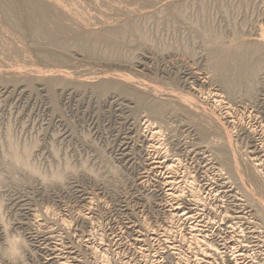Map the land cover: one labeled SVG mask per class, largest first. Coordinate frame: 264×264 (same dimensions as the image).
<instances>
[{"label":"rangeland","instance_id":"rangeland-1","mask_svg":"<svg viewBox=\"0 0 264 264\" xmlns=\"http://www.w3.org/2000/svg\"><path fill=\"white\" fill-rule=\"evenodd\" d=\"M88 1L87 4L86 0H68L67 2H74V4L76 2L77 5L80 4V7L77 5H75L77 7L74 6L76 10L73 9V12L76 11L78 13L74 12L73 14L70 11H72L74 4L71 3L72 6H70V3L66 2L69 5L68 7L64 3L69 10L67 12H70L72 16L75 13L78 14L79 16L74 15V17L78 16L79 20L82 18L81 14L85 13L84 22H81L84 24L80 25V22L77 23L78 25L73 24L72 20H69L70 17L67 18L66 15L63 19L56 17L57 20H60L56 21L59 23H57L60 27L59 31L62 29L61 31L64 34L60 32L54 36L52 34V37L46 31L44 33L43 29H40L41 31L38 29L39 32H37L36 26L35 28L34 26L26 27L23 30L15 29L12 23L4 20L3 13L0 9V44L2 43L0 45V67L2 66V69L0 68L2 70L0 74V198L6 200L8 213L16 221L14 230L22 232L30 243L31 254L28 258L29 264H194V262L195 264H207L208 260H210L209 264H248V262L249 264H264V212L261 210L260 213L258 211L261 209L260 206L258 207L255 200L254 202L248 198L252 196L250 195L251 193H254L253 180L250 178L252 176L251 171L253 168L258 167V161L252 160L251 152L255 149V144L260 138L262 143H264V48L253 41V39L255 40L258 37L256 35L261 30L264 31V0H105V2H103L104 0H90L93 4ZM63 2L65 1L59 3L61 4ZM95 2H97V5L100 4V7ZM109 2H112V6ZM115 4L118 10L115 9ZM93 5L97 6H95L96 9L94 11H92V8H94ZM101 5H103V8ZM109 6L111 7L109 8ZM119 6L122 8L125 7L122 10ZM98 7L102 8V11ZM119 8L121 12H119ZM111 9H115V11L113 12ZM96 10H99L98 13L102 15L100 14V16ZM79 11L81 12L80 14ZM104 11L105 13L107 12V16L103 15ZM86 15L90 18L86 17ZM97 15L100 18H97ZM22 16H20V22H23L22 18L24 16ZM101 17L104 18L101 19ZM98 20L100 22H105L106 20V24L104 22L100 23ZM95 21H98V24ZM87 23H89L88 26L91 24L90 28L88 27L89 29L86 27ZM94 23L96 24L94 25ZM101 24L103 26L105 25V27ZM62 25L70 30L63 29L64 26ZM84 25L85 28H83ZM109 27L111 31L115 29L113 32H117V38L114 44H109L106 40H102L100 37L103 35L99 37L100 40H95V42H83L82 38L78 37L87 32H96L99 36V32L102 34V31L105 28L109 30ZM203 32L219 33L232 37L234 39V46L227 48L208 47L203 40ZM38 34L43 35L40 36ZM6 36L8 39H6ZM54 38L57 39V42H54ZM59 39L62 40V43ZM8 43L9 45L13 43L10 45V49L7 47L9 46L7 45ZM14 43L18 46L16 47ZM61 44H64V46ZM11 46L16 47L15 50L17 51H9V55L7 51L12 50ZM243 49L250 50L246 51L250 59L248 61L249 68H255L254 71L252 70L253 74L250 71V76L237 80V76L235 77V75L240 72L238 70L240 64L237 65L238 62H236L234 55L238 52L236 50L240 52ZM219 55L221 57L224 56L223 59L225 58L229 64L228 66L232 68L230 69L229 67L230 70H227L228 73L226 72L227 75L229 74V76L226 75L228 77H226L228 81L225 80L226 85L219 81L220 71L217 64V56L219 57ZM22 64L21 71L19 68ZM4 65H9V67L10 65L12 67L16 66V69L18 67L17 71L14 68V74H17L16 72L18 71H21V74L18 72L17 75L13 76L10 73V76V74L4 71L6 70ZM75 65L77 66L75 67ZM25 66H29L28 68L30 66L31 68L35 67L37 70L38 68L43 69L42 71L47 70L46 74L43 72L46 76L39 73L43 78L59 77L60 72L63 70H69L67 71L69 73L64 78L65 81L59 82V80L55 79L53 84H50L46 79L40 77L39 79V74L37 73V77H35L34 72H32L34 75H31V72L29 73L30 70L23 72L24 69L26 70ZM10 68L8 69L7 66V72ZM88 69L95 76L87 73L89 71ZM11 70L13 71V68ZM48 71L50 72L48 73ZM76 71L77 73H75ZM111 71L114 73H111ZM118 72L122 75L131 76L132 79L134 78V82L132 81L131 84L126 83L129 84L130 90L127 88L119 90L118 88L111 87L112 89L109 88V91H100V89L97 90L95 88L96 86L94 85L98 84V80L99 82L100 80L103 82V80L105 81L109 78L111 80H114V78L118 79ZM52 73L53 75H51ZM72 73H74V77ZM78 73L80 74L77 75ZM84 73H87V78L89 74V81L87 79L86 82L80 84L79 82L83 81L81 78H86ZM105 74L106 76L108 74V76L106 77ZM81 75L83 76L81 77ZM91 75L92 78L96 77V82H94L95 80L93 81ZM111 76L115 77H112V79ZM31 77L35 78L31 79ZM74 78L76 79L74 80ZM110 79L107 81H110ZM116 79L114 81H117ZM119 80L123 82L120 78L117 82ZM139 80H144V82H148L151 86H158L159 89L163 88L164 91L169 90L189 95L191 98L194 97L196 101L199 98L198 102L201 100L202 103L200 102V104L203 105L204 103L202 106L203 110L201 107H199L201 110L197 108L196 110L200 112L195 111V115L189 114L184 110L182 111L173 103L175 102L174 100H170L171 97L169 96L164 97L168 98V101L173 104L165 101L166 98L162 100L163 95L160 92L157 93L161 98H157V93L154 92L155 95L153 93H151L153 96L150 95L151 91L149 92L148 88H143L142 85H138L140 87L138 90L136 84L137 81L138 83L140 82ZM144 82L142 81L141 83ZM133 86L134 88H132ZM141 88L146 91H140ZM136 89L141 93V102H137L131 93L134 90L136 91ZM199 89L202 93H199ZM209 91L220 93L221 103L218 101L220 104L210 99V95L207 94ZM161 101L168 102L169 104L164 105ZM156 103L162 106L159 114L154 113L158 107V105H155ZM226 105H228L227 108L229 107V114L231 112L230 115L232 117L234 116L233 119L235 122L234 126L232 125L229 128L232 131L230 137H233H231L233 146L235 144V148L233 147V149L234 151H238H235V153L240 160L242 157L245 161L247 160L246 163L243 162L244 160H241L246 165L242 164V162L238 165L240 169L238 173L240 174L234 172V166L226 163V159H224V156L220 152L223 139L220 138L217 145L215 143L210 144L203 141L201 133L197 129L201 121L205 122V117L207 121L209 120L207 118L209 116L212 117L214 112L215 116L222 114L221 111H225L223 108ZM207 112L213 113H209L210 115H208ZM238 118H241L239 119L240 121ZM149 121L160 127L159 132H162L161 134L163 135L160 134V137L155 138L156 144L159 143V145L157 144L158 147L156 146V150L149 147L150 144L146 139L148 138L147 135H149V127L147 125ZM208 122L210 123L211 121ZM209 123L205 122L203 125L205 126ZM212 124L213 122L206 125L208 130L212 127L209 131L216 129ZM247 128H254V132H258L259 135L249 134L246 130ZM217 131L215 135H225L222 130ZM84 133H88L91 137L88 143L82 142L81 137ZM34 139H38L40 142V147L35 153V158L45 168H56L63 159L70 158L77 165L81 161H86L91 170V174L81 172L77 177H70L64 185L55 186L42 185L38 181H32L26 177H20L14 174L4 163V157L10 150L11 144L15 142L17 145L24 147ZM145 139L148 144H146ZM202 141L204 144H201ZM192 143L198 144L196 146L194 144L192 145ZM54 147L60 150L59 155L54 154ZM164 147L168 150L166 151ZM210 149L216 152L215 158L219 159L225 168L229 167L233 170L234 175L232 177L228 179V171L223 166L222 168L220 167L221 169L217 166L219 165V161L214 159ZM161 150L164 151L162 152ZM169 154L172 155L170 156ZM163 155L164 161L172 156L177 157L178 160H182L179 163V167L175 170L177 172L173 173L175 174L174 187L181 186V181L184 180L183 177L186 175L183 172L187 170L185 173L188 171V174L191 173L190 175L193 177L196 186L202 188L203 185L207 188V192L209 193L206 194V197L209 198V203L204 206L205 209L202 208L200 210L198 223L194 222V219L180 220L173 215V207H170L171 205L169 204L171 202L165 194V190L168 188L165 186V180L168 177L166 174L168 173L163 169V165L158 162L163 159H161ZM205 157L211 159L212 162L210 161L208 164ZM148 158L150 160L152 159V161H157L156 165L151 166L149 162L152 161ZM154 166H158L159 168H154ZM202 166L205 167L203 168ZM263 167L264 162L262 164ZM235 175L238 177L236 176L237 178L235 177L234 180L233 177ZM224 176L227 178L225 179ZM211 180L214 182L212 183ZM260 180L259 177V182ZM237 181L239 184H237ZM263 181L264 179L261 180L262 183ZM136 182L138 183L136 184ZM210 185H213L212 188ZM239 185L240 188L245 187L244 190L239 189ZM242 185L244 186L241 187ZM263 185L262 188H264ZM208 186H210V190ZM247 189H250L249 192H247ZM160 190H163V192ZM241 191L250 194L248 197H246L247 194L245 193V196H242ZM88 199L90 200V204H87V202L89 203ZM250 200L253 201L252 204ZM181 204L180 206L182 207L184 204ZM216 205H220L219 208ZM203 210L204 213L202 212ZM44 215L46 220H43L45 219ZM83 215L88 218L85 220L86 223L84 221L85 217H82ZM78 216L80 217L78 218ZM57 219H62L63 222H61L63 224ZM189 220L192 221L191 224L193 223L192 227L196 223L198 224L197 228L200 226L197 229L198 232L193 231L196 235H201L204 232L205 239L213 240L215 247L218 248V251L214 254V256L216 255L215 258L211 255V250L206 249L207 254L212 256H207L208 258H206L204 257V251L199 252L200 248L197 249L196 246L191 245L194 233L189 231L191 226ZM202 220L208 221V223H204ZM58 221L67 229L60 227L61 225ZM64 222L67 223L65 224ZM140 223L143 225V228ZM230 225L231 227H229ZM154 229L156 232L153 231ZM200 229L202 232L199 233ZM233 231H236V233L234 234ZM240 231L243 232L241 233ZM167 232L169 233L167 234ZM172 233L173 236L176 235L174 238ZM222 233L225 234L223 235ZM225 235H228V237ZM50 236H53L52 239ZM190 236L192 237L190 238ZM237 237L242 241L240 239L236 240L235 238ZM108 239L111 240L109 241ZM177 239L180 243L177 242ZM0 240H2V237H0ZM187 240L190 242H187ZM176 243H178L177 246ZM229 243L235 246H230ZM54 245L55 248H53ZM90 247L92 248L90 249ZM178 250L181 252L177 253ZM229 251L236 254L232 255ZM164 252L169 253L167 255ZM244 252L247 254H244ZM171 253L173 256H171ZM227 254L228 256H226ZM200 257L204 258L201 259ZM229 257L233 260H239L234 262ZM214 259L217 260L214 261Z\"/></svg>","mask_w":264,"mask_h":264},{"label":"bare ground","instance_id":"bare-ground-1","mask_svg":"<svg viewBox=\"0 0 264 264\" xmlns=\"http://www.w3.org/2000/svg\"><path fill=\"white\" fill-rule=\"evenodd\" d=\"M62 1H65V2H63V3H59V2H62ZM60 0V1H58L57 2V0L55 1V0H0V9H1V11H2V13H3V17H4V20H6V22H10V23H12L13 25H14V27H15V29L16 28H18V29H21V30H23V28H26V27H33L34 26V28H35V26L37 27V32H39L38 31V29L40 30V29H43L44 30V33H45V31H46V33H49L48 35H52V36H54V35H56L57 33L59 34L60 32H62V34H64L63 33V31H61L62 29H60V31H59V26L57 25V23L58 22H56V21H60V20H57V18L59 17V19L60 18H62L63 19V17H65V15H66V17L68 18V17H70L69 18V20H72V22H73V24L75 23L76 25H78L77 23H79L80 22V25L81 24H84V23H81V22H84V14L82 13L81 14V16H82V20L80 19L79 20V15L78 14H76V13H78V12H76V11H74V12H76L74 15H78L77 17H78V20H77V17H74V15L72 16L71 14H70V12L73 14L74 12H73V9H75V7H77V6H79L80 7V4L79 5H77L76 4V2H75V4H74V2L72 3V2H67L68 0ZM71 1H73V0H71ZM77 1H80V0H77ZM84 1V0H83ZM87 1L88 0H86V3H87ZM90 1V0H89ZM88 1V2H89ZM93 1H95V0H93ZM97 1V0H96ZM103 1V0H102ZM172 1V0H171ZM70 3L69 5L70 6H72L71 5V3L72 4H74L73 5V7H72V11H70V12H67V11H69L68 10V7H69V5H67V3ZM91 2V4H93V2L92 1H90ZM89 2V3H90ZM103 2H105V0L103 1ZM175 2V1H174ZM178 2V1H177ZM64 3H66V5L68 6H66ZM97 2H95V4H96ZM109 3H111V6H112V2H109ZM108 3V4H109ZM171 4H172V2H170ZM88 4V3H87ZM91 4H89V5H91ZM99 4V3H98ZM101 4H102V2H101ZM106 4H107V1H106ZM75 5H77V6H75ZM97 5V4H96ZM96 5H93L94 6V8H92L93 10L92 11H94L96 8H95V6ZM100 5V4H99ZM99 5H97V6H99ZM105 5V4H104ZM65 6V7H64ZM75 6V7H74ZM96 6V7H97ZM103 5H101V7H102ZM111 6H109V8L111 7ZM66 7H67V9H66ZM100 7V6H99ZM98 7V9L100 10L101 9V11H102V8H99ZM105 7V6H104ZM108 7V6H107ZM106 7V8H107ZM113 7H114V3H113ZM116 4H115V9H116ZM120 7V6H119ZM125 7V6H124ZM123 7V8H124ZM109 8H107L108 10H109ZM120 8H122V7H120ZM120 8H119V12H121V10H120ZM123 8H122V10H123ZM80 9V8H79ZM115 9H111L113 12L115 11ZM129 9V8H128ZM70 10H71V7H70ZM76 10V9H75ZM99 10H96V12L98 13V11ZM107 10V11H108ZM116 10H118V8L116 9ZM81 12H83L82 10H80ZM79 11V14L81 13ZM106 11V10H105ZM105 11H104V16L106 15V13H105ZM110 12V11H109ZM116 12H118V11H116ZM123 12V11H122ZM130 12H131V10H130ZM87 14V13H86ZM96 14V13H95ZM99 14V13H98ZM101 14V13H100ZM99 14V15H100ZM116 14V13H115ZM124 14H126V12H124ZM24 17H23V16ZM88 15V14H87ZM86 15V17H89V16H87ZM94 15V14H93ZM92 15V16H93ZM102 15V14H101ZM100 15V16H101ZM117 15V14H116ZM20 16H22L23 18V22H20L21 21V18H20ZM95 16V15H94ZM107 16V15H106ZM56 18V20H54V18ZM97 18H100V17H98V15L96 16ZM109 17H110V15H109ZM128 17V16H127ZM90 18V17H89ZM93 18H95V17H93ZM92 18V19H93ZM102 18H104V17H101V19ZM107 18V17H106ZM111 18V17H110ZM88 19V18H87ZM100 19V20H101ZM91 20V19H90ZM94 20H97V19H94ZM104 20V19H103ZM107 20V19H106ZM106 20H105V22H106ZM132 20V19H131ZM65 21V20H64ZM88 21V20H87ZM99 21V20H98ZM98 21H95V22H97V24H98ZM62 22V21H61ZM60 22V23H61ZM69 22V21H68ZM71 22V21H70ZM90 22V21H89ZM100 22V21H99ZM104 22V21H103ZM102 21L100 22V23H103ZM104 22V23H105ZM123 22V21H122ZM91 23V22H90ZM108 23V22H107ZM128 23V22H127ZM59 24V23H58ZM67 24V23H66ZM88 24L89 23H87V28L89 27L90 28V26H91V24H90V26H88ZM96 23H94V25H95ZM106 24V23H105ZM72 25V24H71ZM85 25H86V21H85ZM85 25H84V27L83 28H85ZM92 25H93V20H92ZM102 25V24H101ZM113 25V24H112ZM119 25V24H118ZM61 26V25H60ZM62 26H64V25H62ZM68 26H69V24H68ZM67 26V27H68ZM83 26V25H82ZM82 26H81V28H82ZM103 26V25H102ZM129 26V25H128ZM70 27V26H69ZM103 27H105V25L103 26ZM64 28H66L65 26L63 27V29ZM88 28V29H89ZM92 28V27H91ZM94 28V27H93ZM113 28V27H112ZM14 29V30H15ZM66 29H68V30H70L69 28H66ZM76 29V28H75ZM95 29V28H94ZM106 29V28H105ZM105 29L102 31V34H101V32H99V36H98V34L95 32V33H90V32H87V33H84L82 36H78V37H81L82 38V40H83V42H90V41H94L95 42V40H100V38H102V40H106L107 41V43H111V44H114L115 43V41H116V33L115 32H113V31H111V28L109 27V30H107L106 29V31H105ZM80 30V29H79ZM83 30V29H82ZM131 30V29H130ZM129 30V31H130ZM134 30V29H133ZM35 31V32H36ZM41 31V30H40ZM72 31V30H71ZM76 31V30H75ZM96 31V30H95ZM136 31V30H135ZM20 32V31H19ZM93 32V31H92ZM104 32H106L105 34H103ZM260 32V31H259ZM43 33V32H42ZM82 33V32H81ZM80 33V34H81ZM2 35V34H1ZM38 35H40V36H42L41 34H38ZM45 35V34H44ZM77 35H79V34H77ZM101 35H103V36H101ZM121 35V34H120ZM123 35V34H122ZM5 36V35H4ZM11 36V35H10ZM51 36V37H52ZM101 36V37H100ZM256 36H258L255 40L253 39V41H255L254 43H256L257 45H261V46H263V48H264V31H262L261 30V32L258 34V35H256ZM63 37H64V35H63ZM100 37V38H99ZM119 37V36H118ZM13 38V37H12ZM80 38V39H81ZM6 39H8V37L6 36ZM9 39H11V38H9ZM55 40H54V42H57V39L56 38H54ZM63 39V38H62ZM79 39V38H78ZM5 40V39H4ZM3 40V41H4ZM60 40V39H59ZM64 40H66V39H64ZM1 41H2V39H1ZM8 41H10V40H8ZM12 41V40H11ZM14 41H15V38H14ZM81 41V40H80ZM253 41H252V43H253ZM60 42L62 43V40H60ZM6 43V42H5ZM11 43V42H10ZM18 43V42H17ZM59 43V42H58ZM64 43H66V41H64ZM251 43V44H252ZM4 44V43H3ZM13 44V43H12ZM12 44H10V45H12ZM19 44V43H18ZM0 45H2V43L0 44ZM7 45H9V43L7 44ZM10 45L9 46H7L8 47V49H10ZM14 45H16L15 43H14ZM13 45V46H14ZM56 45V44H55ZM61 45H63L64 46V44H61ZM18 45H16V47H17ZM236 46V45H235ZM6 47V46H5ZM15 47V48H16ZM233 47V46H232ZM240 47V46H239ZM2 48H4V46H2ZM15 48L14 47H12L11 46V49L12 50H6L7 52H8V54L10 55V53H9V51L10 52H12L13 50L14 51H17V50H15ZM19 48V47H18ZM17 48V49H18ZM60 48V47H59ZM241 48V47H240ZM257 48V47H256ZM1 49V48H0ZM7 49V48H6ZM19 49H21V48H19ZM18 49V50H19ZM239 49V48H238ZM242 49V48H241ZM59 50V49H58ZM229 50V49H228ZM2 51V50H1ZM4 51H5V49H4ZM3 51V52H4ZM21 51V50H20ZM19 51V52H20ZM231 51V50H230ZM236 51H238L235 55H234V58L236 59V62H238L237 63V65H239L240 64V69L238 68V70H240V72L239 73H235L236 75H235V77L237 78V80L238 79H243V78H247L248 76H250L251 75V73L253 74V71H254V68L253 69H251V67L249 68V64H248V61L250 60L248 57V53H246V51H250V50H245V49H243V50H240V52H239V50H236ZM6 52V53H7ZM22 54H23V52H22ZM48 54V53H47ZM221 54V53H220ZM49 55V54H48ZM47 55V56H48ZM52 55V54H51ZM56 55H58V54H56ZM218 55V54H217ZM222 55V54H221ZM224 55H225V53H224ZM232 55V56H233ZM7 56V55H6ZM11 56H12V54H11ZM17 56V55H16ZM45 56V55H44ZM228 56V55H227ZM223 57L224 56H220L219 55V57L217 56V64H218V68H219V71H220V75H219V81H220V83H223L224 85H226L225 84V80H227V76H229V74L227 75V73H228V71L227 70H230V69H232L230 66H228L229 64L227 63V61L225 60V58L223 59ZM9 58H10V56H9ZM8 58V59H9ZM48 58V57H47ZM15 59V58H14ZM16 59H17V57H16ZM21 60H24V59H21ZM26 60V59H25ZM5 62V61H4ZM8 63V62H7ZM10 63V62H9ZM16 63H17V61H16ZM23 63V62H22ZM11 64H12V62H11ZM26 65H27V63H25ZM76 64V63H75ZM3 65V64H2ZM72 65V64H71ZM74 65V64H73ZM5 66V65H4ZM7 66H8V69L10 68V67H12V65H10V67H9V65H6L5 66V69L6 70H4V71H6V73H8V74H10V73H12V75L13 76H15V75H17L18 74V72L21 74V68H22V66H23V64L21 65V67L19 68L21 71H18V72H16L17 74H14L15 73V67L16 66H14V67H12L13 68V71L11 70L12 68H10V70L7 72ZM77 65H75V67H76ZM2 67V66H1ZM0 67V68H1ZM26 67V70L24 69V71L23 72H26L27 70H30L29 71V73L31 74V75H34L35 74V77H37L36 76V73L37 74H39V73H41V74H46L47 73V70H45V71H42L43 69H39L38 68V70H37V68H35V67H33V68H35V69H33V68H31V66H30V68H28L29 66H25ZM229 67H230V69H229ZM15 68V69H14ZM91 68V67H90ZM99 68V67H98ZM2 69V68H1ZM0 69V70H1ZM3 69H4V67H3ZM18 70V67H17V69H16V71ZM56 70V69H55ZM55 70H53V71H55ZM80 70V69H79ZM86 70H87V68H86ZM85 70V71H86ZM89 70V69H88ZM105 70V69H104ZM237 70V69H236ZM253 70V71H252ZM3 71V72H4ZM52 71V70H51ZM63 71H65V72H63ZM63 71H61L60 72V75L59 74H56V75H59V77L57 76H53V78L52 77H50V78H52V79H50L49 77H47V78H43V77H41L42 75H38V78L40 77V78H42V79H46V81H48V83H50V84H53V81H55V79H57V80H59V82L60 81H65V77H67L68 75V73H67V71H69V70H63ZM82 71V70H81ZM80 71V72H81ZM84 71V70H83ZM90 71V70H89ZM87 72V73H90V74H93V73H91V71L90 72ZM97 71V70H96ZM114 71V70H113ZM113 71H111V73H114ZM250 71H251V73H250ZM22 72V73H23ZM28 72V71H27ZM32 72H34V74H32ZM44 72V73H43ZM50 71H48V73H49ZM57 72H58V70H57ZM100 72H102V71H100ZM109 72V71H108ZM116 72V71H115ZM227 72V73H226ZM2 73V70H1V72H0V74ZM5 73V74H6ZM55 73V72H54ZM59 73V72H58ZM75 73H77V71L75 72ZM87 73H84V76L87 74ZM97 73V72H96ZM110 73V74H111ZM119 73V72H118ZM44 74V75H45ZM71 74V73H70ZM74 73H72V75H73ZM80 73H78L77 75H79ZM99 74V73H98ZM191 74V73H190ZM4 75V74H3ZM2 75V76H3ZM30 75V76H31ZM43 75V76H44ZM51 75H53V73L51 74ZM94 75V74H93ZM97 75V74H96ZM227 75V76H226ZM4 76H6V75H4ZM9 76V75H8ZM10 76H11V74H10ZM20 76V75H19ZM26 76H28V75H26ZM46 76V75H45ZM47 76H48V74H47ZM83 75H81V77H82ZM95 76V75H94ZM98 76V75H97ZM100 76V75H99ZM104 76V75H103ZM105 76H106V74H105ZM107 76H108V74H107ZM106 76V77H107ZM110 76V75H109ZM116 76V75H115ZM114 76V77H115ZM117 76L121 79V80H123V82L122 81H120L119 80V82H117L118 81V79H116V78H114L113 76H111V78L113 77L114 78V80L116 79L117 81H114V80H111L109 77V79H110V81H107V80H109V79H107V80H103V82H101V80H100V82H99V80H98V84H96V85H94V86H96L95 88H97V90H99L100 89V91L102 90V91H109L108 89L109 88H118L119 90H124L125 88H127L128 90H130L129 89V87L130 86H128L129 84H126V83H130L131 84V82L133 81L134 82V78L132 79V77L131 76H128V75H122V74H117ZM195 76V75H194ZM232 76V75H231ZM35 77H31V79H34ZM73 77H74V75H73ZM75 77H77V76H75ZM80 77V76H79ZM80 77V78H81ZM227 77V78H226ZM1 78V77H0ZM39 78V79H40ZM91 78H92V75H91ZM96 78V77H95ZM95 78H92L93 79V81L95 80ZM98 78V77H97ZM112 78V79H113ZM16 79V78H15ZM26 79V78H25ZM38 79V80H39ZM67 79V78H66ZM76 78H74V80H75ZM83 81H78L79 80V78H78V82L80 83V84H82V82H86L87 81V79H88V81H89V74H88V78H87V75H86V78H81ZM91 79V80H92ZM101 79H103V78H101ZM104 79H105V77H104ZM132 79V80H131ZM136 79V78H135ZM140 79V78H139ZM196 79H197V77H196ZM36 80V79H35ZM90 80V81H91ZM97 80V79H96ZM96 80L94 81V82H96ZM125 80V81H124ZM69 82H70V80H68ZM67 81V82H68ZM92 81V82H93ZM140 81V80H139ZM143 82H144V80H142ZM142 81H140L139 83H138V81H137V84H136V87H137V89L139 90V88L140 87H138V85L139 86H143V88L144 87H146V89L148 88V90H149V92H150V95H152L153 96V94H154V92L155 93H159L160 92V94H162L163 95V97H162V100H164L163 98H166V97H171V99L170 100H174L175 102H173V103H175V105H177L178 107H179V109L180 110H184V111H187V113H189V114H192V115H195L194 114V112L196 111H199V110H196L197 108L198 109H200L201 110V108H202V106L204 105V103H203V105L202 104H200V102H201V100L198 102V99H197V97H196V99H197V101L194 99V97H192L191 98V96L189 97V95H186V94H181V93H177V92H172V91H169V90H166V91H164V89L163 88H160L159 89V87L157 86H151V84H148V82L146 83V81L144 82V83H141ZM228 81V80H227ZM66 82V83H67ZM92 82H90V83H92ZM94 82H93V84H94ZM136 82V81H135ZM100 83V84H99ZM222 84V85H223ZM133 85V84H132ZM135 85V84H134ZM111 88V89H112ZM132 88H134V86L132 87ZM110 89V90H111ZM137 89H136V91L134 90V91H132L131 93H132V95L134 96V98H135V100L138 102H141V93L140 92H138L137 91ZM163 89V90H162ZM194 89V88H193ZM144 91V89H142L141 88V90L140 91ZM142 91V92H143ZM146 91V90H145ZM144 91V92H145ZM199 91V93H202V91L200 92V89L198 90ZM151 93H153V94H151ZM158 93L156 94V96L158 95ZM148 94V93H147ZM207 94H209L210 95V99H212L214 102H217L218 104H220L221 103V101H220V93L218 94V93H216V92H214V91H209ZM149 95V94H148ZM155 95V94H154ZM199 95V94H198ZM151 96V97H152ZM164 96H166V97H164ZM155 97V96H154ZM153 97V98H154ZM202 97H203V95H202ZM157 98H161V96L160 95H158L157 96ZM206 99V98H205ZM155 100V99H154ZM160 100V99H159ZM169 99L168 98H166L165 99V101H168ZM223 100V99H222ZM220 103H219V102ZM162 102V101H161ZM169 102V101H168ZM168 102H162L164 105H168L169 103ZM155 103V102H154ZM173 103H170V104H173ZM202 103V102H201ZM229 104V103H228ZM155 105H158V107L156 108V111L154 112V113H156V114H159L160 112H161V110L162 109H160V108H162V106L160 105V104H155ZM217 105V104H216ZM259 105V104H258ZM221 106H223L222 104H221ZM227 106L228 105H226V107H224L223 108V110H225V111H221V113L222 114H217L216 116L214 115L215 114V112L213 113V112H209V113H213L212 114V117H208L207 119H209V120H207L206 121V117H205V122H207V123H209L208 121H211L210 123H212L213 122V127L214 128H216L217 130H222L224 133H225V135L224 136H217V135H215V132L217 131L216 129V131L214 130V128H213V130L215 131H209L208 130V127H206V125H209V124H206L205 126L203 125V123H205V122H202L201 121V123H200V125L198 126V131H200V133H201V137H202V139H203V141H205V142H208V143H210V144H213V143H215L216 145H217V143L219 142V140H220V138L221 139H223L222 140V146H220V152H221V154L224 156V159H226V163H229V164H231L232 166H234V172L235 173H238V171L240 170L239 168H238V165H240V163L242 162L241 160H244L243 162H245L246 163V161H245V159H242L241 158V160H240V158L236 155V153H235V151L236 152H238L237 150H235L234 151V149H233V147L235 146V144H234V146H233V142L231 141V137H230V133L232 132L231 130H229V128L233 125L234 126V124H235V122H234V116L232 117L230 114H231V112H230V114H229V110H228V108H227ZM156 107V106H155ZM199 107H201V108H199ZM195 108V109H194ZM194 109V110H193ZM209 109V108H208ZM215 109V108H214ZM222 109V108H221ZM220 109V110H221ZM254 109V108H253ZM154 110H155V108H154ZM202 110H203V108H202ZM219 110V111H220ZM231 111V110H230ZM200 112V111H199ZM198 112V113H199ZM259 112V111H258ZM203 113H205V112H203ZM208 113V112H207ZM208 113V115H210ZM201 114V113H200ZM203 115H206V114H203ZM207 115V116H208ZM235 115V114H234ZM248 116V115H247ZM259 116V115H258ZM204 117V116H203ZM239 119H241V118H238V120ZM240 121V120H239ZM237 123V122H236ZM240 123V122H239ZM238 123V124H239ZM258 123V122H257ZM242 124V123H241ZM148 127H149V135H147L148 136V138H146L147 140H148V143L150 144L149 145V147H151L152 149H155L156 150V148L158 147V145H159V143H157L156 144V141H155V138L157 139V137L162 133H160L159 132V128L160 127H158L157 125H155V124H152V122L150 123V121L148 122ZM147 125H146V127H147ZM262 125V124H261ZM260 125V126H261ZM147 127V128H148ZM241 128H243V127H241ZM260 128V127H259ZM263 128V127H262ZM254 128H247L246 130L249 132V134H251V135H253V134H257V135H259L258 134V132H254V130H253ZM258 130V129H257ZM230 131V132H229ZM241 131V130H240ZM262 131V130H261ZM211 132V133H210ZM213 132V133H212ZM218 132V131H217ZM217 132H216V134H217ZM147 133V132H146ZM218 133H220V132H218ZM162 135V134H161ZM236 135V134H235ZM163 136V135H162ZM245 136V135H244ZM160 137V136H159ZM233 138V137H232ZM246 138V137H245ZM146 139H145V141H146ZM263 139V138H262ZM159 140V139H158ZM258 140H259V138H258ZM202 141V143L201 144H204V142ZM161 142V141H160ZM250 142H251V140H250ZM147 143V141H146V144H148ZM199 143V142H198ZM197 143V144H198ZM256 143V142H255ZM161 144V143H160ZM194 143H192V145H193ZM197 144H194V145H196L197 146ZM132 145V144H131ZM252 145V144H251ZM256 146H255V149L251 152V156L253 157L252 158V160H255V161H258V164H257V166L258 167H255V168H253V170L251 171V179L253 180V188H254V193L252 194H250V193H246L245 191H244V193L245 194H247V196L246 197H248L249 196V194L250 195H252V196H250V197H248V198H250L251 200H255L254 202L255 203H257L258 204V207L260 206V208L261 209H259L258 210V208H257V210L258 211H260V213H261V210L264 212V188H262V184H264V181H263V183L261 182V180L262 179H264V167L262 168V164H263V162H264V143H262V141H261V138H260V140L259 141H257V143L255 144ZM157 146V147H156ZM169 146V145H168ZM203 146V145H202ZM247 146V145H246ZM161 147H162V144H161ZM192 147V146H191ZM199 147V146H198ZM134 148V147H133ZM160 148V147H159ZM209 148V147H208ZM235 148V147H234ZM148 149V148H147ZM161 149V148H160ZM164 149H165V147H164ZM154 150V151H155ZM158 150V149H157ZM166 150V149H165ZM168 150V149H167ZM166 150V151H167ZM211 150V149H210ZM147 151V150H146ZM150 151H152V150H150ZM162 152L164 151V150H161ZM170 151V150H169ZM191 151V150H190ZM194 151V150H193ZM159 152V151H158ZM181 152V151H180ZM211 152V155L214 157V159L217 161H219V159H216L215 158V153L216 152H214V151H210ZM213 152V153H212ZM148 153L150 154V152L148 151ZM154 153V152H153ZM152 153V154H153ZM166 153V152H165ZM187 153V152H186ZM208 153V152H207ZM246 153V152H245ZM155 154V153H154ZM168 154V153H167ZM195 155H196V153H194ZM198 154V153H197ZM201 154V153H200ZM238 154H240V153H238ZM242 154V153H241ZM148 155V154H147ZM159 155V154H158ZM170 155V154H169ZM172 155V154H171ZM170 155V156H171ZM186 155V154H185ZM192 155V154H191ZM194 155V156H195ZM210 155V154H209ZM155 156V155H154ZM203 156V155H202ZM206 156V155H205ZM211 156V157H212ZM241 156V155H240ZM250 156V157H251ZM150 157V156H149ZM164 157V155L161 157V159ZM168 157V156H167ZM167 157H165V158H167ZM208 157H210V156H208ZM150 158H152V157H150ZM156 158H157V156H156ZM160 158V157H159ZM158 158V159H159ZM181 158V157H180ZM202 158V157H201ZM127 159V158H126ZM149 159V158H148ZM160 159V160H161ZM204 159V158H203ZM247 159V158H246ZM150 160V159H149ZM163 160V161H162ZM161 161H158V162H160L162 165H163V169L168 173V174H166L167 176H165V177H167L166 178V180H165V186L166 187H168L167 188V190H165L166 192H165V194L169 197V200H170V202H171V204H169V205H171L170 207L172 208V210H173V215H175L177 218H179L180 220H186V219H194L195 221L194 222H199V213H200V210H202V208H204V206H206L209 202H208V197H206V194H208L209 192H207V188L206 187H204L203 185H202V188H199L198 186H196L195 185V182H194V179H193V177L190 175L191 173H189L188 174V172L187 173H185L187 170H185L183 173L184 174H186L183 178H184V180H182L181 181V186H178L177 188L176 187H174L173 185H174V183H175V174H173L174 172H175V170L177 169V167H179V163H181L180 161H182V160H178V158L177 157H174V156H172V157H169V159H166L165 161H164V158L162 159ZM205 160H207V163L208 162H210L211 161V159H209V158H206L205 157ZM213 160V159H212ZM150 161H152V159L150 160ZM194 161V160H193ZM212 162V161H211ZM242 162V164H244V165H246L245 163H243ZM150 163V165L151 166H153V165H156V163H157V161H152V162H149ZM215 163V162H214ZM209 164V163H208ZM146 165V164H145ZM149 165V166H150ZM159 165V164H158ZM182 165V164H181ZM185 165V164H184ZM243 165V166H244ZM252 165V164H251ZM148 166V167H149ZM150 166V167H151ZM160 166V165H159ZM186 166V165H185ZM217 166H219V168L221 167L222 168V163L219 161V165H217ZM242 166V165H241ZM261 166V167H260ZM150 167H149V169H150ZM158 166H154V168H157ZM161 167V166H160ZM188 168H189V166H187ZM203 167V166H202ZM205 167V166H204ZM203 167V168H204ZM208 167V166H207ZM260 167V168H259ZM153 168V167H152ZM159 168V167H158ZM187 168V169H188ZM201 168V167H200ZM220 168V169H221ZM223 168L226 170V171H228L227 173H229V176H228V179H229V177H232L233 175H234V173H233V170L231 169V168H225L224 166H223ZM244 168H245V166H244ZM206 169V168H205ZM208 170H209V168H207ZM211 169V168H210ZM219 169V170H220ZM153 170V169H152ZM180 170V169H179ZM194 170V169H193ZM192 170V171H193ZM201 170V169H200ZM224 170V171H225ZM150 171V170H149ZM156 171V170H155ZM159 171V170H158ZM182 171V170H181ZM205 171V170H204ZM215 171V170H214ZM217 171V170H216ZM223 171V172H224ZM177 172V171H176ZM175 172V173H176ZM179 172V171H178ZM193 172H195V171H193ZM207 172V171H206ZM219 172H221V171H219ZM163 173V172H162ZM165 173V172H164ZM181 173V172H180ZM196 173V172H195ZM199 173V172H198ZM201 174V173H200ZM207 174V173H206ZM216 175H217V173H215ZM238 174H240V173H238ZM170 175V176H169ZM181 175V174H180ZM179 175V176H180ZM220 175V174H219ZM222 175V174H221ZM249 175H250V173H249ZM177 176V175H176ZM194 176V175H193ZM203 176H204V174H203ZM227 176V175H226ZM226 176H224L225 177V179L227 178ZM237 175H235L234 177H233V179L236 177ZM199 177V176H198ZM197 177V178H198ZM238 177V176H237ZM236 177V178H237ZM259 177H260V182H259ZM164 178V177H163ZM162 178V179H163ZM179 178H181V177H179ZM195 178V177H194ZM200 178V177H199ZM215 178V177H214ZM218 178H219V176H218ZM249 178V177H248ZM162 179H160V181H162ZM177 179V178H176ZM201 179V178H200ZM203 179V178H202ZM206 179V178H205ZM204 179V180H205ZM196 180H198V179H196ZM216 180V179H215ZM235 180V179H234ZM159 181V182H160ZM199 181V180H198ZM221 181V180H220ZM233 181V180H232ZM176 182H177V180H176ZM197 182V181H196ZM200 182V181H199ZM198 182V183H199ZM202 182V181H201ZM204 182V181H203ZM211 182H212V180H211ZM214 182V181H213ZM212 182V183H213ZM217 182V181H216ZM222 182H223V180H222ZM227 182V181H226ZM229 182V181H228ZM233 182H236V181H233ZM138 182H136V184H137ZM157 183V182H156ZM205 183V182H204ZM225 183V182H224ZM229 183H231V182H229ZM243 183H245V182H243ZM250 183H251V181H250ZM262 183V184H261ZM162 184H164V182H162ZM202 184V183H201ZM217 184V183H216ZM220 184V183H219ZM223 184V183H222ZM234 184V183H233ZM236 184V183H235ZM237 184H239L238 183V181H237ZM252 184V183H251ZM160 185V184H159ZM177 185H179V184H177ZM205 185H207V184H205ZM221 185V184H220ZM247 185V184H246ZM176 186V185H175ZM211 186V188H212V186L213 185H210ZM210 186H208L209 187V190H210ZM221 186H223V185H221ZM244 185H242L241 187H243ZM248 186V185H247ZM264 186V185H263ZM231 187V186H230ZM160 188V187H159ZM236 188H238L237 186H236ZM244 188L245 187H243V188H240V185H239V189H241V190H244ZM252 188V187H251ZM166 189V188H165ZM226 189V188H225ZM151 190V189H150ZM158 190V189H157ZM213 190V189H212ZM230 190V189H229ZM250 190V189H249ZM249 190L247 189V192H249ZM160 191H162L163 192V190H160ZM227 191H228V189H227ZM252 191V190H251ZM250 191V192H251ZM159 192V191H158ZM223 192V191H222ZM225 192V191H224ZM243 192L241 191V195L242 196H245V194L243 193ZM214 194V193H213ZM149 195V194H148ZM165 195V196H166ZM215 195V194H214ZM229 195V194H228ZM213 196V195H212ZM84 197V196H83ZM139 197V196H138ZM162 197V196H161ZM147 198V197H146ZM163 198H164V196H163ZM214 198V197H213ZM231 198V197H230ZM236 198V197H235ZM245 198V197H244ZM247 198V199H248ZM91 199V198H90ZM145 199V198H144ZM165 199H167V198H165ZM212 199V198H211ZM210 199V200H211ZM218 199V198H217ZM241 199V198H240ZM141 200V199H140ZM164 200V199H163ZM249 200V199H248ZM250 200V201H251ZM88 201H89V203L87 202V204H90V200L88 199ZM247 201V200H246ZM253 201H251V204H252V202ZM165 202V201H164ZM213 202V201H212ZM169 203V202H168ZM184 204V205H182V204ZM246 203V202H245ZM85 204V203H84ZM87 204H85V205H87ZM102 204V203H101ZM151 204V203H150ZM162 204H164V203H162ZM180 204L182 205V207L180 206ZM210 204H211V202H210ZM217 205H218V203H216ZM220 204V203H219ZM241 204V203H240ZM250 204V205H251ZM26 205V204H25ZM164 205H166V204H164ZM216 205V206H217ZM242 205V204H241ZM256 205V204H255ZM89 206V205H88ZM103 206V205H102ZM210 206V205H209ZM212 206V205H211ZM215 206V205H214ZM220 206V205H219ZM219 206H217L218 208H219ZM244 206V205H243ZM252 206V205H251ZM86 208V207H85ZM91 208H92V206H91ZM210 208V207H209ZM213 208V207H212ZM211 208V209H212ZM241 208V207H240ZM254 208V207H253ZM90 209V208H89ZM165 209H166V207H165ZM205 209V208H204ZM210 209V210H211ZM231 209V208H230ZM37 210V209H36ZM85 210V209H84ZM168 210V209H167ZM219 210V209H218ZM237 210V209H236ZM79 211V210H78ZM132 211V210H131ZM215 211H217V210H215ZM215 211H211V212H215ZM227 211V210H226ZM38 212H39V210H38ZM37 212V213H38ZM73 212V211H72ZM82 212V211H81ZM156 212V211H155ZM171 212V211H170ZM203 213H204V210L202 211ZM206 212V211H205ZM42 213V212H41ZM131 213V212H130ZM169 213V212H168ZM227 213V212H226ZM81 214V213H80ZM83 214H86V213H83ZM157 214V213H156ZM216 214V213H215ZM263 214V213H262ZM147 215V214H146ZM149 215V214H148ZM169 215V214H168ZM172 215V214H171ZM170 215V216H171ZM202 215V214H201ZM228 215V214H227ZM242 215V214H241ZM241 215H239V216H241ZM261 215V214H260ZM264 215V214H263ZM34 216V215H33ZM76 216V215H75ZM167 216V215H166ZM204 216V215H203ZM222 216V215H221ZM239 216H237V217H239ZM259 216V215H258ZM46 217H48L47 215H46ZM54 217V216H53ZM70 217V216H69ZM80 216H78V218H79ZM82 217H85L84 215L82 216ZM148 217V216H147ZM205 217V216H204ZM233 217H235V216H233ZM236 217V218H237ZM246 217V216H245ZM37 218V217H36ZM44 218H45V215H44ZM57 218V217H56ZM55 218V219H56ZM60 218V217H59ZM75 218V217H74ZM86 218L87 217H85V219H84V221L86 220ZM90 218V217H89ZM135 218H137L136 216H135ZM166 218V217H165ZM174 218V217H173ZM214 218V217H213ZM223 218V217H222ZM254 218V217H253ZM258 218V217H257ZM263 218H264V216H263ZM63 219V218H62ZM62 219L61 220H59V219H57V220H59L60 222L62 221ZM88 219V218H87ZM169 219H170V217H169ZM168 219V220H169ZM176 219V218H175ZM201 219H202V217H201ZM207 219V218H206ZM211 219V218H210ZM244 219V218H243ZM43 220H46V218L45 219H43ZM56 220V221H57ZM64 220V219H63ZM145 220V219H144ZM213 220V219H212ZM249 220V219H248ZM259 220V219H258ZM54 221V220H53ZM58 221V222H59ZM64 221H66V220H64ZM81 221V220H80ZM87 221H89V220H87ZM140 221V220H139ZM146 221V220H145ZM157 221V220H156ZM173 221V220H172ZM176 221V220H175ZM178 221V220H177ZM188 221V220H187ZM190 221V220H189ZM202 221H204V220H202ZM217 221V220H216ZM246 221V220H245ZM27 222V221H26ZM47 222V221H46ZM59 222V223H60ZM63 222V221H62ZM61 222V223H62ZM69 222V221H68ZM91 222V221H90ZM131 222V221H130ZM144 222V221H143ZM148 222V221H147ZM168 223H169V221H167ZM167 222H166V224H167ZM191 222L192 221H190V224H191ZM206 221H204V223H205ZM61 223H60V225H61ZM65 224L67 223V222H64ZM77 223V222H76ZM81 223V222H80ZM85 223H86V221H85ZM182 223V222H181ZM185 223H187V222H185ZM196 223V225H194L193 227H192V224H191V226H190V232H196L197 231V229L200 227H198L197 228V226H198V224ZM200 223H202V222H200ZM206 223H208V221L206 222ZM210 223H211V221H210ZM229 223H230V221H229ZM249 223H250V221H249ZM264 223V222H263ZM30 224V223H29ZM46 224V223H45ZM52 224H53V222H52ZM63 224V223H62ZM69 224V223H68ZM67 224V225H68ZM129 224V223H128ZM132 224V223H131ZM143 224V223H142ZM148 224V223H147ZM184 224V223H183ZM214 224V223H213ZM257 224V223H256ZM59 225V224H58ZM70 225V224H69ZM140 225H141V223H140ZM160 225V224H159ZM122 226V225H121ZM125 226H127V225H125ZM133 226V225H132ZM142 226V228H143V225H141ZM151 226V225H150ZM166 226V225H165ZM171 226H172V224H171ZM184 226V225H183ZM203 226V225H202ZM201 226V227H202ZM206 226V225H205ZM204 226V227H205ZM209 226V225H208ZM222 226V225H221ZM236 226V225H235ZM254 226H255V224H254ZM256 226H259V225H256ZM31 227V226H30ZM60 227H64V226H60ZM68 227V226H67ZM117 227V226H116ZM144 227H146V226H144ZM148 227H149V224H148ZM168 227V226H167ZM170 227V226H169ZM179 227V226H178ZM186 227V226H185ZM214 227V226H213ZM212 227V228H213ZM216 227V226H215ZM229 227H231V225L229 226ZM228 227V228H229ZM237 227H239V226H237ZM64 228H66V227H64ZM140 228V227H139ZM155 228V227H154ZM221 228V227H220ZM233 228V227H232ZM67 229V228H66ZM69 229V228H68ZM137 229V228H136ZM148 229H150V228H148ZM147 229V230H148ZM164 229V228H163ZM165 229H166V227H165ZM180 229H181V227H180ZM179 229V230H180ZM188 229V228H187ZM204 229H206V228H204ZM226 229V228H225ZM235 229H236V227H235ZM238 229V228H237ZM240 229V228H239ZM83 230V229H82ZM138 230V229H137ZM147 230H145V231H147ZM152 230V229H151ZM157 230V229H156ZM160 230H161V228H160ZM167 231H168V229H166ZM170 230V229H169ZM203 230V229H202ZM214 230V229H213ZM230 230H233V229H230ZM53 231V230H52ZM118 231V230H117ZM153 231H155V229L153 230ZM164 231V230H163ZM172 231V230H171ZM205 231V230H204ZM209 231V230H208ZM212 231V230H211ZM210 231V232H211ZM238 231V230H237ZM86 232V231H85ZM131 232V231H130ZM141 232V231H140ZM139 232V233H140ZM156 232V231H155ZM162 232V231H161ZM186 232V231H185ZM189 232V233H190ZM193 232V233H194ZM198 232V231H197ZM200 232H202L201 231V229L199 230V233ZM209 232V233H210ZM214 232V231H213ZM227 232V231H226ZM228 232H229V230H228ZM239 232V231H238ZM241 232V231H240ZM243 232V231H242ZM241 232V233H242ZM255 232V231H254ZM64 233V232H63ZM151 233V232H150ZM158 233V232H157ZM169 232H167V234H168ZM171 233V232H170ZM178 233V232H177ZM177 233H175V234H177ZM184 233V232H183ZM189 233H187L188 235H189ZM204 233V232H203ZM202 233V234H203ZM208 233V234H209ZM233 233L235 234L236 233V231L234 232L233 231ZM67 234V233H66ZM112 234V233H111ZM141 234V233H140ZM174 234V235H175ZM181 234V233H180ZM180 234H178L180 237H181V235ZM191 234V233H190ZM198 234V233H197ZM196 235V233H194V236L192 237V236H190V238L192 237V240H191V245L193 244L194 245V247L196 246L197 247V249H199V252H202V251H204V257H206V258H208L207 256H214V254L218 251V248L217 247H215V244H214V242H213V240L211 241V240H208V238L207 239H205V237H204V234L203 235ZM206 234V233H205ZM213 234V233H212ZM216 234V233H215ZM223 234V233H222ZM225 234V233H224ZM223 234V235H224ZM227 234V233H226ZM229 234V233H228ZM233 234V235H234ZM160 235V234H159ZM165 235V234H164ZM186 235V234H185ZM191 235H193V234H191ZM237 235V234H236ZM235 235V236H236ZM243 235V234H242ZM45 236H47V235H45ZM61 236V235H60ZM69 236V235H68ZM81 236V235H80ZM143 236H144V234H143ZM172 236H173V233H172ZM176 236V235H175ZM175 236H173V238L175 237ZM212 236V235H211ZM216 236V235H215ZM225 236H227L228 237V235H225ZM251 236V235H250ZM53 237V236H52ZM52 237L50 236V238L52 239ZM87 237V236H86ZM112 237V236H111ZM169 237V236H168ZM178 237V236H177ZM219 237H221V236H219ZM227 237H225V238H227ZM230 237H231V235H230ZM242 237V236H241ZM47 238V237H46ZM45 238V239H46ZM48 238H49V236H48ZM163 238H164V236H163ZM162 238V239H163ZM172 238V237H171ZM186 238H187V236H186ZM186 238H185V240H186ZM213 238V237H212ZM215 238V237H214ZM258 238V237H257ZM260 238V237H259ZM166 239V238H165ZM218 239V238H217ZM230 239V238H229ZM236 240L238 239V237L237 238H235ZM240 239V238H239ZM238 239V240H239ZM243 239V238H242ZM54 240V239H53ZM95 240V239H94ZM109 240V239H108ZM111 240V239H110ZM109 240V241H110ZM140 240H141V238H140ZM161 240V239H160ZM176 240V239H175ZM175 240H173V241H175ZM190 240V239H189ZM189 240H187V242L189 241ZM220 240V239H219ZM222 240H224V239H222ZM236 240H234V241H236ZM241 240V239H240ZM48 241V240H47ZM142 241H144V240H142ZM167 241V240H166ZM169 241H171V240H169ZM183 241H184V239H183ZM228 241V240H227ZM242 241V240H241ZM56 242V241H55ZM58 242V241H57ZM163 242V241H162ZM172 242V241H171ZM177 242H178V239H177ZM190 242V241H189ZM218 242V241H217ZM232 242V241H231ZM240 242V241H239ZM238 242V243H239ZM253 242V241H252ZM264 242V241H263ZM44 243V242H43ZM42 243V244H43ZM46 243V242H45ZM53 243H54V241H53ZM119 243V242H118ZM178 243H180V242H178ZM178 243H176V246H177V244ZM186 243V242H185ZM219 243V242H218ZM217 243V244H218ZM224 243V242H223ZM227 243V242H226ZM236 243V242H235ZM244 243V242H243ZM254 243V242H253ZM56 244V243H55ZM157 244V243H156ZM167 244V243H166ZM171 244V243H170ZM173 244V243H172ZM181 244L183 245V243L181 242ZM180 244V245H181ZM187 244V243H186ZM246 244V243H245ZM47 245V244H46ZM45 245V246H46ZM163 245H165V244H163ZM162 245V246H163ZM179 245V246H180ZM222 245V244H221ZM229 245H230V243H229ZM232 245H234V244H232ZM232 245H230V246H232ZM239 245V244H238ZM252 245V244H251ZM257 245V244H256ZM48 246V245H47ZM62 246V245H61ZM173 246V245H172ZM188 246H190L189 244H188ZM187 246V247H188ZM217 246V245H216ZM229 246V247H230ZM235 246V245H234ZM244 246V245H243ZM249 246V245H248ZM49 247H51L50 245H49ZM164 247V246H163ZM163 247H162V252H163ZM166 247L168 248V246L166 245ZM181 247V246H180ZM186 247V248H187ZM53 248H55V245H54V247ZM69 248V247H68ZM92 247H90V249H91ZM95 248V247H94ZM93 248V249H94ZM161 248V247H160ZM224 248H226V247H224ZM237 248V247H236ZM241 248V247H240ZM92 249V250H93ZM96 249V248H95ZM173 249V248H172ZM180 249H182V248H180ZM184 249V248H183ZM190 249H191V247H190ZM190 249H188L189 251H190ZM194 249V248H193ZM206 249L207 250H211V255H209V254H207V251H206ZM227 249V248H226ZM232 249V248H231ZM242 249V248H241ZM54 250V249H53ZM174 250V249H173ZM172 250V251H173ZM176 250V249H175ZM188 250H187V252H188ZM192 250V249H191ZM51 251H52V249H51ZM72 251V250H71ZM81 251V250H80ZM79 251V252H80ZM97 251V250H96ZM170 251V250H169ZM184 251V250H183ZM186 251V250H185ZM193 251V250H192ZM196 251V250H195ZM222 251V250H221ZM237 251V250H236ZM89 252V251H88ZM95 252V251H94ZM166 252V251H165ZM164 252V253H165ZM176 252V251H175ZM178 252H181V251H177V253ZM194 252V251H193ZM225 252H227V251H225ZM229 252H231V254L232 255H234V254H236V253H232V251H229ZM235 252V251H234ZM33 253V252H32ZM54 253V252H53ZM93 253V252H92ZM155 253H156V251H155ZM169 253V252H168ZM168 253H165V254H167L168 255ZM198 253V252H197ZM220 253V252H219ZM221 253H224V252H221ZM241 253V252H240ZM52 254V253H51ZM85 254V253H84ZM91 254V253H90ZM95 254V253H94ZM159 254V253H158ZM185 254H186V252H185ZM188 254V253H187ZM228 254H230V253H228ZM228 254L226 255V256H228ZM230 254V255H231ZM243 254V253H242ZM244 254H247V253H245L244 252ZM68 255V254H67ZM154 255V254H153ZM162 255V254H161ZM167 255H165V256H167ZM179 255V254H178ZM181 255H182V253H181ZM184 255V254H183ZM189 255V254H188ZM193 255H194V253H193ZM199 255V254H198ZM197 255V256H198ZM219 255V254H218ZM224 255V254H223ZM222 255V256H223ZM241 255V254H240ZM239 255V256H240ZM249 255V254H248ZM248 255H246V256H248ZM56 256V255H55ZM85 256V255H84ZM93 256V255H92ZM91 256V257H92ZM152 256V255H151ZM171 256H173L172 255V253H171ZM175 256V255H174ZM180 256V255H179ZM201 256V255H200ZM202 256H203V254H202ZM211 256V257H212ZM216 256V255H215ZM215 256H214V258H215ZM236 256V255H235ZM63 257V256H62ZM159 257H161V256H159ZM184 257V256H183ZM189 257V256H188ZM203 257V258H204ZM234 257V256H233ZM253 257V256H252ZM59 258V257H58ZM93 258V257H92ZM132 258V257H131ZM169 258V257H168ZM177 258H179V257H177ZM180 258H181V256H180ZM194 258V257H193ZM197 258V257H196ZM195 258V259H196ZM201 259H203L202 257H200ZM217 258V257H216ZM219 258H220V256H219ZM230 258V257H229ZM240 258V257H239ZM246 258V257H245ZM248 258H249V256H248ZM74 259V258H73ZM137 259V258H136ZM174 259V258H173ZM173 259H172V261H173ZM186 259H188V258H186ZM185 259V260H186ZM191 259V258H190ZM212 259V258H211ZM231 260H233L232 258H230ZM236 259V258H235ZM67 260V259H66ZM84 260V259H83ZM145 260H147V259H145ZM175 260H176V258H175ZM184 260V261H185ZM196 260H198V259H196ZM217 260V259H216ZM215 259H214V261H216ZM237 260H239V259H236V260H233L234 262L236 261L237 262ZM242 260V259H241ZM245 260V259H244ZM86 261V260H85ZM177 261H179V259H177ZM181 261V260H180ZM187 261V260H186ZM189 261V260H188ZM191 261V260H190ZM209 261L210 260H208V263L207 264H209ZM212 261H213V259H212ZM211 261V262H212ZM230 261V260H229ZM250 261H252V260H250ZM170 262V261H169ZM193 262V261H192ZM210 262V263H211ZM233 262V263H234ZM239 262V261H238ZM241 262H243V261H241ZM41 263V262H40ZM95 263H96V261H95ZM177 263V262H176ZM182 263H183V260H182ZM186 263V262H185ZM189 263V262H188ZM205 263V262H204ZM258 263V262H257ZM98 264H100V263H98ZM102 264V263H101ZM145 264V263H144ZM187 264V263H186ZM190 264V263H189ZM194 264H195V262H194ZM197 264V263H196ZM235 264H238V263H235ZM240 264V263H239ZM248 264H249V262H248Z\"/></svg>","mask_w":264,"mask_h":264},{"label":"clouds","instance_id":"clouds-1","mask_svg":"<svg viewBox=\"0 0 264 264\" xmlns=\"http://www.w3.org/2000/svg\"><path fill=\"white\" fill-rule=\"evenodd\" d=\"M202 37L208 47L234 46V39L223 34L203 32ZM81 139L88 143L91 137L84 133ZM39 147L38 139L28 142L24 147L13 142L4 157V163L14 174L46 186L64 185L70 177H77L81 172L91 174L86 161L77 165L70 158L63 159L56 168H45L35 158ZM53 151L55 155L60 154V150L55 147ZM15 223V219L8 213L6 200L0 198V264H29L30 243L22 232L14 230Z\"/></svg>","mask_w":264,"mask_h":264}]
</instances>
